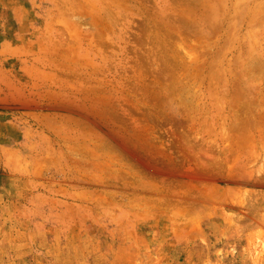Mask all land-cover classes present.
<instances>
[{
	"label": "rangeland",
	"instance_id": "1",
	"mask_svg": "<svg viewBox=\"0 0 264 264\" xmlns=\"http://www.w3.org/2000/svg\"><path fill=\"white\" fill-rule=\"evenodd\" d=\"M252 118L264 0H0V264H264Z\"/></svg>",
	"mask_w": 264,
	"mask_h": 264
},
{
	"label": "bare ground",
	"instance_id": "2",
	"mask_svg": "<svg viewBox=\"0 0 264 264\" xmlns=\"http://www.w3.org/2000/svg\"><path fill=\"white\" fill-rule=\"evenodd\" d=\"M244 98V97H243ZM245 98H246V96H245ZM242 105H244V102H243V104ZM244 107H245V105H244ZM246 107H248L247 105H246ZM243 110H244V108H243ZM247 111V110H246ZM246 113V112H245ZM244 112H243V114H245ZM247 115V114H246ZM249 115V114H248ZM247 115V116H248ZM243 117V116H242ZM245 117V116H244ZM245 118H247V117H245ZM253 119V118H252ZM263 120H264V118L260 121V119H258L257 121H259V123L256 121V119L254 120L253 119V121H256L257 123H258V125H257V130L255 131L256 132V137H257V141L256 142H254L253 143V145H252V148L254 149V157L252 158V160L251 161H248V156L246 157V156H244L243 155V163H245V164H243V177H244V179H248L249 178V166H250V164L252 165V166H256V170L254 171V173H253V178H256L257 176V174H259V172H260V170H262V167H264V122H263ZM246 121V120H245ZM249 122V120L247 121V124H249L248 123ZM257 123H255V125L257 124ZM247 124H245V125H247ZM247 126H250V125H247ZM244 128H246L245 126H244ZM247 128H249V127H247ZM252 128H253V126H252ZM244 130V129H243ZM248 130V129H247ZM245 132H246V130H245ZM246 133H248V132H246ZM245 138H248L247 137V135L245 136ZM243 147H244V151H243V153L244 154H248V150H249V147L248 146H246V144H247V140L246 139H244L243 140ZM255 144H257L256 146H254ZM260 147L259 149H257V147ZM257 149V150H256Z\"/></svg>",
	"mask_w": 264,
	"mask_h": 264
}]
</instances>
